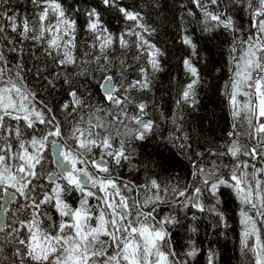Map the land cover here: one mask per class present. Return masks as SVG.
<instances>
[{
	"label": "snow or ice",
	"instance_id": "6c2138e0",
	"mask_svg": "<svg viewBox=\"0 0 264 264\" xmlns=\"http://www.w3.org/2000/svg\"><path fill=\"white\" fill-rule=\"evenodd\" d=\"M35 2L39 3V0ZM102 3L106 8H116L125 20L136 22L134 27H129L119 35L120 46L127 48L129 43L125 37L134 36L135 46L146 55L151 70L159 71L162 53L156 45L145 39L144 33L149 32V29L141 23L139 13L120 6L119 0H102ZM192 3L203 13L200 21L202 31L211 32L221 28L232 33L231 52L239 53L232 57L234 73L229 98L232 115L234 118L246 119L247 124L254 126L257 132H264V0H232L230 7L222 0H208L207 4L203 0H192ZM209 4L214 6L212 10H209ZM231 9L249 14L250 29L246 38L243 25L236 24L233 14H230ZM87 16V29L96 42L93 47L98 44L103 52L113 44V35L103 25L95 8L88 11ZM9 20L12 18L9 17ZM11 27L13 32L18 27L22 28L25 38L31 31L32 39L45 44L46 54L52 57V62L58 67L77 63L72 51L75 48L76 22L69 18L58 0H43L42 10L31 28L27 19L20 25L13 20ZM0 32H3L2 27ZM181 39L191 49L190 56L183 59L191 79L182 91L181 100L194 103L199 72L191 56L196 55L197 46L188 35H183ZM96 59L99 62L100 58ZM0 65V233L7 229L6 239L9 242L14 240L17 245L12 253L15 258L12 264H187L170 247L165 250L170 241L167 225L178 223L176 216L168 214L157 221L154 214L158 212L160 204L172 203L181 208L192 207L200 212H211L218 217L219 223H224V214L217 210L219 200L208 207L201 200L203 192H208L213 198L218 197L222 186L231 188L242 205L246 206L240 210V251L245 257L243 264H264V180L258 178V174H264V167L256 168L254 164L238 160L241 155L253 160L257 157L264 159V145L259 146L262 151L258 152L255 147L248 150L233 140L225 151H210L208 155H230L237 162L224 165L227 169L224 172L214 169L209 173L210 179L204 180L203 187L196 186L189 194L190 186L182 190L177 187L161 189L157 180L152 179L150 184L141 186L146 193L143 203L133 200L130 204L124 191L131 192L132 188L123 182L118 183L119 177L112 175L109 161L105 160V156L110 157L119 165L122 160L129 159L124 151V142L121 141L119 148H115L110 134L98 138L100 132L97 129H103L104 125L93 124L89 119L85 126L81 123L83 117L72 128V143L66 140L61 142V122L57 120L53 109L45 101L37 100V94L23 83L20 66H16L18 70L15 72L8 69L2 53ZM42 71L46 69H36V75L40 76ZM140 71L144 78L132 82L129 87L149 89L148 72L145 68ZM57 78L53 76V79L48 80L53 90ZM64 83L69 85V100L57 107L65 112L71 109L68 114L75 115L81 108L88 106L84 97L87 85L83 86L82 92L81 86H72L69 78L65 77ZM100 87L106 99L117 106L129 100L128 97L117 95L118 90L111 76H105ZM238 95L246 97V102L239 104ZM137 107L143 114L146 105L140 103ZM5 117L15 121L16 126H6ZM131 119L138 125L134 134L138 140L145 139L146 134L154 128L151 120L145 122L139 116ZM21 122L26 129L31 130L28 139L23 138ZM236 127L234 124L233 128ZM229 136H233V133L230 132ZM50 145L56 146V158L51 161L55 168L45 171V166L50 163L45 149ZM97 148L102 152L99 159L88 160L87 155ZM88 163L97 170V175L83 167ZM211 163L215 164V161ZM249 167L252 168L250 173L247 171ZM199 171L203 173L208 170L199 168ZM72 191H79L83 196L75 208L64 199L65 194ZM90 197L97 201L95 206L89 205ZM10 205L15 207L10 208ZM46 205L58 213V223L48 212L41 211ZM149 205L151 210L144 211ZM9 212L12 214L10 222ZM45 219L49 225L47 228L43 226ZM197 252L198 249L192 244L185 255L195 257ZM208 264H214V253L211 251Z\"/></svg>",
	"mask_w": 264,
	"mask_h": 264
},
{
	"label": "trees",
	"instance_id": "16d2710c",
	"mask_svg": "<svg viewBox=\"0 0 264 264\" xmlns=\"http://www.w3.org/2000/svg\"><path fill=\"white\" fill-rule=\"evenodd\" d=\"M58 2L69 18L76 22L75 48L72 50L77 61L75 65L58 67L52 62V57L46 54L45 44L32 39L31 31L27 38L22 35L23 30L20 27L16 32L12 31L13 20L20 25L27 19L31 28L32 22L42 10L43 0H39V3L35 0H0V27L3 28V32H0V53L4 55L7 67L11 71H17L16 66H20L19 71L24 77L23 83L37 94V100L45 101L53 109L62 125L61 142L66 140L69 144L72 143L70 139L72 128L81 117H83L81 123L85 126L89 119L93 124L102 123L104 128L97 129L100 132L98 138H102L106 133L110 134L113 137V147L119 148L120 142H124V151L129 159L115 165L116 171L111 173L119 177L118 183L123 182L132 188L131 192L124 191L129 197L130 204L133 200L143 203L146 193L141 186L150 184L152 179L157 180L161 189L177 187L182 190L190 186L189 194L194 187H203L204 182L198 174L199 168H206L209 173L214 169L224 172L227 171L224 165H233L237 162L230 155L224 157L208 155L210 151L217 153L225 151L233 140H237L248 150L255 147L258 152L262 151L258 145L255 127H250L246 119L234 118L232 115L233 108L229 102L231 78L234 73L232 57L239 54L231 52L232 33L221 28L211 32L202 31L200 21L203 13L195 7L192 0H119L120 6L139 13L141 23L149 29V32L144 33L145 39L160 49L162 53L159 57L160 70L155 72L151 70L146 55L135 46L134 36L125 37L129 43L127 48L120 46L119 35L129 27H134L136 22L125 20L116 8H106L102 0ZM222 2L230 7L232 0ZM213 7L209 4V10ZM93 8L99 12L103 25L114 38L113 44L103 52L98 44L93 47L96 42L87 29V12ZM230 14H233L237 25H243L246 38L250 29L249 14L239 9H231ZM9 17L12 20H9ZM183 35L190 36L197 46L196 55L191 56L199 72L194 103L191 100L188 102L181 100L182 91L191 79L183 65V59L189 57L191 53V49L182 43ZM97 57L100 58L99 62ZM141 68L148 72L149 89L130 88L132 82L144 78ZM36 69L46 71L37 76ZM53 76H58L54 80V90L48 84V80L53 79ZM105 76L113 78L118 90L117 95L128 97L127 102L117 106L106 99L100 91V83ZM65 77L71 80L72 86L80 85L82 92L83 86L87 85L84 97L88 106L81 108L75 115L68 114L71 109L65 112L57 107L69 100L70 89L69 85L64 83ZM246 100L243 95L237 96L239 104ZM177 101L180 103L177 104ZM140 103L146 105L143 114L137 107ZM134 116H139L145 122L151 120L154 123L153 130L147 133L143 140L135 138L138 125L131 119ZM113 117L118 119L114 120ZM234 124L237 125L236 128H233ZM20 127L24 134L23 138L28 139V132L31 130L26 129L22 122ZM39 127L42 128L43 125ZM230 132L233 133L231 137ZM45 151L50 161L45 166V171L54 170L49 147ZM101 154L100 149H94L87 155V159L100 157ZM105 159L110 162L112 160L107 156ZM238 160L247 161L249 165L254 164L256 168L264 167V159L260 157L253 160L241 155ZM212 161H215V164L211 163ZM83 167L93 174L90 163ZM247 171L250 173L252 168L249 167ZM262 176L263 174H258L261 180ZM161 195L164 196V193L161 192ZM64 199L75 208L79 206L83 196L79 191H72L66 193ZM217 199L219 200L217 210L224 214V223H219L218 217L211 212H200L192 207L181 208L178 204L172 203L160 204L158 212L154 214L157 221L168 214L175 215L179 221L167 225V229L170 230V241L165 250L170 247L187 264H208L210 251L214 253V264H243L245 257L240 251L242 231L240 210L246 206L242 205L231 188L223 186L216 198L211 197L208 192L201 195L206 207L215 204ZM88 202L90 206L97 203L91 197ZM9 207L14 208L15 205ZM150 210L151 205L144 209L146 212ZM41 211L48 212L53 220L59 222V215L51 206H43ZM11 215L9 212V222ZM92 224L95 226L94 220ZM43 226L45 228L49 226L46 219ZM23 235L22 232L21 238ZM6 237L7 229L0 233V248L3 249L0 252V264H12L15 259L12 253L17 245L14 240L9 242ZM192 244L198 249L197 255L187 257L185 253L190 250Z\"/></svg>",
	"mask_w": 264,
	"mask_h": 264
},
{
	"label": "water",
	"instance_id": "95a60500",
	"mask_svg": "<svg viewBox=\"0 0 264 264\" xmlns=\"http://www.w3.org/2000/svg\"><path fill=\"white\" fill-rule=\"evenodd\" d=\"M208 0H203V2L204 3H208L207 2ZM196 7V6H195ZM197 8V7H196ZM198 9V8H197ZM199 11H201L200 9H198ZM104 80V79H103ZM103 80L101 81V83L103 82ZM101 83H100V85H101ZM114 83V82H113ZM100 91H101V93L104 95V92H103V90L101 89V87H100ZM105 96V95H104ZM255 132H256V138H258L257 137V135H259V132H257L256 131V128H255ZM261 135L262 136H264V132H261ZM258 145H264V140L263 141H261V142H259L258 141ZM49 152H50V155H51V159L52 160H54L55 158H56V146H49ZM95 159H99V157H97V158H95ZM106 160V159H105ZM53 166L55 167V165L53 164ZM198 174H199V176H200V178L202 179V181L204 182V180L205 179H210V176H209V172L208 171H206V172H198ZM262 180H264V174H263V176H262ZM90 187V186H89ZM195 209V208H194Z\"/></svg>",
	"mask_w": 264,
	"mask_h": 264
},
{
	"label": "flooded vegetation",
	"instance_id": "af4514ba",
	"mask_svg": "<svg viewBox=\"0 0 264 264\" xmlns=\"http://www.w3.org/2000/svg\"><path fill=\"white\" fill-rule=\"evenodd\" d=\"M253 122H254V125H255V120H253ZM5 125L7 126V125H11L12 127H15L16 126V122L15 121H12V120H10L9 118H7V117H5ZM257 140L259 141V142H261V141H263V138H262V136H260V133H259V135H257ZM260 146V145H259ZM52 161V160H51ZM108 161V160H107ZM52 164V163H51ZM116 164H115V162L113 161V160H111V162L109 161V168H110V172H114V171H116V166H115ZM52 166H53V164H52ZM78 167H80V165H78ZM53 168H55L54 166H53ZM91 170H92V172H93V174L94 175H97V170L92 166L91 167ZM100 175H103L102 173L100 174ZM45 183H47V181H44ZM198 210V209H197ZM168 231L170 232V230L168 229Z\"/></svg>",
	"mask_w": 264,
	"mask_h": 264
},
{
	"label": "rangeland",
	"instance_id": "374dc122",
	"mask_svg": "<svg viewBox=\"0 0 264 264\" xmlns=\"http://www.w3.org/2000/svg\"><path fill=\"white\" fill-rule=\"evenodd\" d=\"M259 133H260V136H262V135H261V132H259ZM262 138H263V140H264V136H262Z\"/></svg>",
	"mask_w": 264,
	"mask_h": 264
}]
</instances>
